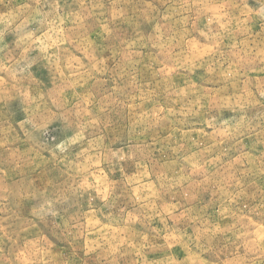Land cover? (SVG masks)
Wrapping results in <instances>:
<instances>
[{"label":"rangeland","instance_id":"1","mask_svg":"<svg viewBox=\"0 0 264 264\" xmlns=\"http://www.w3.org/2000/svg\"><path fill=\"white\" fill-rule=\"evenodd\" d=\"M0 264H264V0H0Z\"/></svg>","mask_w":264,"mask_h":264}]
</instances>
